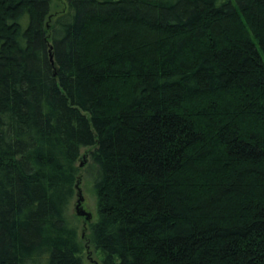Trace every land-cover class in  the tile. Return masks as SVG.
<instances>
[{"label":"trees","instance_id":"obj_1","mask_svg":"<svg viewBox=\"0 0 264 264\" xmlns=\"http://www.w3.org/2000/svg\"><path fill=\"white\" fill-rule=\"evenodd\" d=\"M0 0V264H264V0ZM82 155V156H83Z\"/></svg>","mask_w":264,"mask_h":264},{"label":"rangeland","instance_id":"obj_2","mask_svg":"<svg viewBox=\"0 0 264 264\" xmlns=\"http://www.w3.org/2000/svg\"><path fill=\"white\" fill-rule=\"evenodd\" d=\"M63 8L64 0H54V12L61 11ZM85 151L86 148L80 149L81 156L76 165H79V162L82 160V155ZM96 175L97 169L95 165L89 158H86L84 164L82 166L79 165L76 193L70 201L66 210V216L68 220L72 224H75L77 226L80 240L84 247V264H94V262H96L97 264H102L99 252L93 247L89 246L87 242V234H89L88 225L83 228V218L77 215L75 207L78 199L80 198L81 203L79 209L81 208L90 214V222L96 220V199L93 190V180Z\"/></svg>","mask_w":264,"mask_h":264},{"label":"water","instance_id":"obj_3","mask_svg":"<svg viewBox=\"0 0 264 264\" xmlns=\"http://www.w3.org/2000/svg\"><path fill=\"white\" fill-rule=\"evenodd\" d=\"M86 160V157L83 155L82 156V160L79 162V165L82 166L84 164ZM80 203H81V199L79 198L78 201H77V215H80V216H84L86 220H90V214L84 210H79V206H80ZM94 264H97L96 262H94Z\"/></svg>","mask_w":264,"mask_h":264},{"label":"flooded vegetation","instance_id":"obj_4","mask_svg":"<svg viewBox=\"0 0 264 264\" xmlns=\"http://www.w3.org/2000/svg\"><path fill=\"white\" fill-rule=\"evenodd\" d=\"M77 205V204H76ZM76 207V206H75ZM79 210H83V209H79ZM76 212H77V207H76ZM78 216H80V215H78ZM82 218H83V228H85L87 225L89 226V224H90V220H86L85 219V217L84 216H81ZM83 234V233H82Z\"/></svg>","mask_w":264,"mask_h":264}]
</instances>
